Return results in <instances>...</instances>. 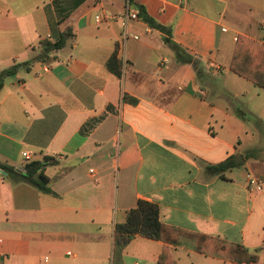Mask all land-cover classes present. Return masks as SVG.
I'll return each instance as SVG.
<instances>
[{"label": "crops", "instance_id": "obj_1", "mask_svg": "<svg viewBox=\"0 0 264 264\" xmlns=\"http://www.w3.org/2000/svg\"><path fill=\"white\" fill-rule=\"evenodd\" d=\"M131 1L169 33L139 19L124 39L125 0H0V74L18 65L0 90V163L20 169L24 152L55 161L43 170L54 195L0 170V264H111L114 226L139 200L182 245L137 236L122 264H159L163 252L175 264H235L193 250L199 237L264 264V89L229 70L237 37L264 45L252 16L264 0ZM65 32L40 60L41 42ZM114 53L119 78L106 69ZM229 159L241 165L206 172Z\"/></svg>", "mask_w": 264, "mask_h": 264}, {"label": "trees", "instance_id": "obj_2", "mask_svg": "<svg viewBox=\"0 0 264 264\" xmlns=\"http://www.w3.org/2000/svg\"><path fill=\"white\" fill-rule=\"evenodd\" d=\"M133 3L138 9V18L148 27L157 29L163 33H169L168 29H165L150 19L141 6L135 2ZM69 37L70 34L65 32L59 34V37L53 43L49 40L41 42V54L38 58L44 60L50 52L61 49ZM165 42L170 45L176 53L179 62L192 64L194 68L197 69L198 64L196 61L181 53V51L174 44L170 43L169 40L166 39ZM123 65L122 59L118 60L116 58V53H114L107 60L106 69L108 72L119 78L122 74ZM17 68L18 65L0 74V90L2 88L3 79L7 76L13 75L17 71ZM229 70L236 76L251 82L254 86L264 89V45L257 44L256 42L242 36L237 37L229 64ZM197 74L199 75V71ZM123 101L135 103V101L129 99L126 94L123 95ZM238 113L242 118L246 116L241 111H238ZM97 121L98 120H94L93 122L95 123ZM254 124L256 127L259 126L257 120H254ZM54 163L55 161L53 158L45 156L40 160H30L26 162L20 169H14L0 163V170L10 182L25 183L34 187L41 194L54 195L49 188V180L43 173L46 166ZM240 165L241 164L235 163L234 159H229L218 165L207 167L206 172L209 175L221 176L224 172ZM174 232L181 233L170 229L159 222L156 205L139 200L134 209L125 213L124 221L116 223L114 226L111 264H122V254L124 249L130 241L137 236L148 240L161 241L164 244H171L173 246L182 245L179 241L174 240ZM199 238L204 241L203 244L200 246H191V248L205 256L221 258L235 264L256 263L257 261V256L255 254H251L247 249L241 246L229 245L206 237ZM165 249H167V247H164L163 251H165ZM163 254L164 252L158 258L159 264H175V260L164 262Z\"/></svg>", "mask_w": 264, "mask_h": 264}, {"label": "built area", "instance_id": "obj_3", "mask_svg": "<svg viewBox=\"0 0 264 264\" xmlns=\"http://www.w3.org/2000/svg\"><path fill=\"white\" fill-rule=\"evenodd\" d=\"M116 19L120 22L122 28L124 29V39L127 36V25L129 22H136L139 20L138 18V9L136 8V6L134 5V3L131 0H125V4H124V11L121 15L117 16ZM107 20V17L105 14H97L94 17V21L96 24H100L102 22H105ZM222 31L224 32L225 29H222ZM134 40H137L138 37L137 36H133L132 37ZM122 62L123 64L125 63V59L124 57L122 58ZM209 67L213 68L214 70H218V67L211 63L209 65ZM49 67L48 66H42V72L46 73L48 72ZM22 157L25 161H30L32 158V153L30 152H24L22 153ZM91 172V171H90ZM262 185L263 182L259 179L256 178H251L248 181V189L249 190H254L256 192H260L262 190Z\"/></svg>", "mask_w": 264, "mask_h": 264}, {"label": "rangeland", "instance_id": "obj_4", "mask_svg": "<svg viewBox=\"0 0 264 264\" xmlns=\"http://www.w3.org/2000/svg\"><path fill=\"white\" fill-rule=\"evenodd\" d=\"M218 7V6H216ZM264 12V11H263ZM252 16H253V19L256 21V23H263L264 22V14L262 13V11H258L256 8H255V11L252 12Z\"/></svg>", "mask_w": 264, "mask_h": 264}]
</instances>
